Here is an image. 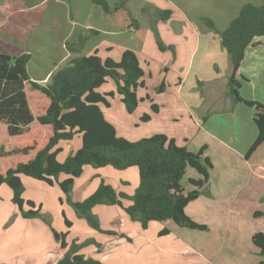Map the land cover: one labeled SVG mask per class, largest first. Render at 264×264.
Returning a JSON list of instances; mask_svg holds the SVG:
<instances>
[{"label":"crops","instance_id":"0c3cea01","mask_svg":"<svg viewBox=\"0 0 264 264\" xmlns=\"http://www.w3.org/2000/svg\"><path fill=\"white\" fill-rule=\"evenodd\" d=\"M8 1L11 0H0V9H6ZM18 1L21 3L19 5L21 7L37 9L45 0ZM83 2L81 4L79 0H58L59 4L75 9L77 13L86 17V24H84L81 32H76V27L73 32L71 30L65 36L64 41L70 40V46L64 43V48H67L64 55L65 59L70 60L73 57L98 52L103 58L111 57L118 61L126 49H132L139 57L145 73L143 80L146 85V76L152 74V67L156 64L161 74H165L161 80H167L170 83L169 88L166 87L161 94H166L167 103L171 100V103L176 106L168 103L171 107L168 124L171 123L175 127L171 131L157 133L167 134L174 138L179 145L186 146L193 152H198L205 147L204 156L209 157L213 165L209 179L201 189L202 193L186 207L188 216L205 225L207 230L188 229L177 225L172 220L159 221L160 223L157 225L150 222L148 227L144 229L140 221L132 220L126 211L119 209L115 213L117 217L108 216L110 226H118L114 230L119 233L110 241L108 239L111 236L107 237L108 241H105L103 248H99L101 252H94L93 255L86 256H92L106 264H158L162 259L159 258L160 255L165 254L167 256V254L175 252L173 245H185L190 248L191 246L196 247V254L194 255L200 256L199 262H195L198 264H230L229 257L236 261V264H260L264 260V255L259 256L257 254L258 249L253 247L255 246L253 235L257 232L264 233V216H256L255 214L256 212L264 213V206L258 204L264 196V142L247 158V152L259 133L254 120L255 108H249L243 103L234 105L233 99L229 95L226 98L222 97L221 90L210 87L209 84L216 79V76L209 79L204 78L201 67L204 65L207 52L211 51L213 43H216L217 39H213L209 34L197 33L196 44L191 47L188 37V34L191 33H186L187 27L189 28L191 25L184 21L183 17L180 18V13L174 9L164 25L161 22H158L157 26L154 25V28L158 29L160 33L162 31L161 36H158L160 33L156 30L158 38L160 37L161 47L155 40L154 32L150 33L147 28L143 27L139 20V14L135 12L137 14L135 15L132 10L142 9L144 11L145 5L149 2L154 3V0H129L127 8L110 9L109 11L95 9L96 6L100 5L94 3L93 0H83ZM16 3L12 4L15 5ZM174 5L177 4L174 2L173 7H175ZM178 8L184 9L180 6ZM128 9L132 11L129 12V15ZM97 10H101L98 11V17L102 19L101 21L97 17L95 18ZM161 21L163 20L161 19ZM74 23V25L79 24V22ZM132 23L136 27L133 32L137 34V39L131 38L125 41L122 38L119 42L110 37L118 36L121 33V28L122 31L127 30ZM61 28L58 27L60 30ZM91 32L98 35L99 32H104L109 35V38L102 39L91 45L90 50L85 51L81 47L84 42L89 41ZM148 41L150 48H147ZM255 41L258 44H251L246 50V56L238 70L237 79L241 82L239 92L242 97L257 100L264 104V36L256 37ZM92 49L93 51H91ZM223 50H225L223 52H227L224 46ZM196 58L194 74H196L197 82L204 78V84L209 86L206 88L192 86L186 89L184 87L186 80L190 78L191 62L193 66ZM228 58L231 65L225 67L222 78L229 84L233 66L230 57ZM218 73L221 78L220 71ZM168 75L172 76V80H168ZM30 77L39 83H43L45 80H49L50 73L44 78L36 79L31 75ZM107 83H110L111 88L106 90L102 85L98 91L101 93L116 92V82L113 84L108 78ZM184 89L187 91L184 92ZM141 92L138 89L140 98L147 95V93ZM230 92L232 93L231 88ZM117 96L115 94L113 98H110L111 105L109 107L101 104L106 118L113 124L114 122L108 118L104 109H110ZM222 99L226 101L224 104H222ZM153 100L155 101L154 98ZM117 101L122 103L120 95ZM152 103L155 102L152 101ZM152 103H149L150 107ZM156 104L159 105L160 109L155 112L154 116L150 114L152 120L155 116L158 118L163 109L161 104L158 102ZM149 106L147 105L144 113H149ZM178 124L180 125L179 128H177ZM217 164H220L221 167L217 168ZM189 168L181 181L185 192L195 188L190 183V178H202V175L195 168H193L195 171L189 170ZM131 173L136 177L138 176L135 171ZM25 176L27 175H22L25 186L28 184L37 186L36 184L39 183L29 179L30 176ZM65 177L68 178L69 175ZM235 178L237 180L240 178V181L230 183V180ZM5 184H0V264H55L66 253L69 242H67L66 248L60 246L58 236L61 232L55 231L56 235L54 236L47 224L41 219L24 217L13 201L12 188ZM39 187H42L41 183H39ZM26 192L27 189L25 188L24 196ZM72 194H76L79 200L82 199L80 192L76 189L72 190ZM25 198L35 201L36 204L38 202L34 197L25 196ZM41 206L44 207L45 202L42 201ZM93 209L99 218L106 215L107 210H111L105 204H97ZM49 214L51 215V213ZM66 216L72 219L68 210ZM52 219L54 220V218ZM163 229H168L169 232L161 235L160 231ZM122 234H127L132 239L121 238ZM222 243L228 248L225 249L224 255L218 256L222 254L218 253ZM131 244L137 246L136 251L130 254L127 250ZM123 247L126 249L124 250ZM232 251H235L236 255H231ZM212 254L216 255L218 259L216 262ZM194 261L188 259L180 263L191 264Z\"/></svg>","mask_w":264,"mask_h":264},{"label":"trees","instance_id":"16d2710c","mask_svg":"<svg viewBox=\"0 0 264 264\" xmlns=\"http://www.w3.org/2000/svg\"><path fill=\"white\" fill-rule=\"evenodd\" d=\"M128 1L119 0L115 9L127 8ZM93 2L106 11L110 10L108 0ZM171 13V10H165L163 16L167 18ZM204 21L210 28L218 30L214 20L204 18ZM219 32L233 66L229 84L234 100L256 110L254 120L259 133L248 151L249 156L264 142V104L241 96L237 74L248 46L258 44L255 38L264 36V4L244 3L238 16ZM30 59L28 52L14 55L0 51V123L7 132L3 140L0 134V184L7 183L12 188L13 201L25 217L36 216L40 211L33 208L34 201L23 197L22 175L54 184L60 173H66L70 176L59 181L62 191L95 227L100 223L93 208L97 204L108 203L122 205L132 219L141 222L144 229L152 221L165 220H172L181 227L207 228L186 213L187 205L201 194L213 167L209 157L204 156L205 147L198 152L190 151L165 133L129 140L118 135L117 128L101 108V104L109 107L110 98L116 93L121 96L129 113H133L144 98L151 100L148 94L142 98L138 96V89L146 87V84L144 70L134 50L126 49L118 61L111 57L103 58L98 52L73 57L45 84L31 79L28 71ZM108 78L116 81L117 90L101 93L98 88ZM165 88L166 83L163 82L158 91L163 92ZM152 109L158 112L159 105L152 103ZM150 119L149 113L141 116L143 121ZM78 135L82 145L60 161L58 154L62 148L59 143ZM86 165H110L120 170L135 166L140 183L134 194L129 195L124 192L118 194L112 185L101 182L93 194L79 200L76 194H72L73 183ZM189 167L195 168L202 178H190L195 188L185 192L181 181ZM122 198L130 199L131 203L125 206ZM25 202L32 208L24 210ZM255 214L264 215L262 212ZM66 223L71 225L68 219ZM109 232L115 233L113 230ZM168 232V229H163L160 233ZM61 235L62 246L65 247V233ZM121 238L132 239L127 234H122ZM253 242L264 255V233H255ZM103 246L101 244L99 248ZM55 264L106 263L74 250L66 252ZM260 264H264V260Z\"/></svg>","mask_w":264,"mask_h":264},{"label":"rangeland","instance_id":"374dc122","mask_svg":"<svg viewBox=\"0 0 264 264\" xmlns=\"http://www.w3.org/2000/svg\"><path fill=\"white\" fill-rule=\"evenodd\" d=\"M14 2L17 3L13 5L12 3ZM79 2L81 4L84 3L83 0H79ZM108 2L110 4V9L115 10V7L117 5L116 2H119V0H108ZM174 2L177 4L174 5L175 7H173ZM243 2H252L256 5L264 4V0H154L155 4L151 2L147 3L145 5L144 11L142 9L132 10L134 14L135 12L139 14V20L142 26L147 28L150 33L154 32L155 40L157 41L158 45L161 44V41L159 40L160 37L158 38V36H161L162 31L160 33L158 29L154 28V25L157 26L158 22H161V24L164 25L165 21L169 19V17L166 18L163 16L165 10L172 11L174 9H176L177 12L180 13V18L183 17V20L189 22V24L191 25L186 29V33H191L188 34L189 45H191V47L196 44L195 41L196 38H198L197 33L201 35L209 34V36L211 35L210 37H213V39H217V42L213 43L211 51H209V53L207 52V57H205L204 65L201 67V69L203 70V75L205 76L204 78L209 79L212 76H216V79L212 80V83L209 84L211 85L210 87L212 89L217 88L221 90L222 97L226 98V96L229 95L233 99L235 105L238 103H236L234 100V94L231 92L229 93L231 87L229 86L228 82H225V79L222 78L225 67H228L231 64L228 58L229 55L227 54V52H223L225 50H223V44L220 40L221 35L219 31L226 29L229 26L231 20L238 16L244 4ZM6 4V9H0V50L9 52L14 55L21 54L23 52L30 53L31 59L28 62V71L30 75L33 76V78L37 79L44 78L48 75V73H50L49 80H45V82L40 83L45 84L47 82H50L52 74H54L57 70L65 67L69 62V60L65 59L64 57L67 52V48H64V43L70 46V40L67 42L64 41L65 36L71 30L73 32L76 27V32L82 31L84 24H86L85 15L77 13L75 9L64 7L62 4L58 3V0H45L37 9H26L23 6L21 7L19 6L21 5V3H19L18 0H11ZM178 6L184 9H179ZM95 9H103V7L96 6ZM98 11L101 10L96 11L95 18L97 17L101 21L102 19L98 17ZM129 12L131 13L132 11L128 9V15ZM204 18H210L214 20L218 30L210 28L204 21ZM161 19L163 21H161ZM73 21L79 22V24L74 25L75 23ZM129 26L127 30L124 31H122L121 28V33L118 36L110 37H113L115 41L119 42L120 40H122V38L125 41H128L131 38L137 39V34L130 30ZM58 27H62L61 30L58 29ZM156 30L160 33L158 36ZM91 33L92 34L89 41L84 42L81 47L85 51L90 50L91 45H94L102 39L109 38V35L104 32H99V35L93 32ZM149 41L147 44V48H150ZM91 51H93V49ZM196 60L197 58L195 59L193 66L191 62L189 70L190 78L189 80H186L184 87L186 89L192 86H203V88L209 86L204 84V78L198 80L200 83L197 82L196 74H194L196 71ZM210 60L212 61L210 62ZM151 71L152 74H148L146 76V87L139 89L142 92L147 93L150 96L151 100L144 98L142 101H140L137 109L133 113H129L126 110L124 103L117 101L119 94L116 93V95L118 96L115 101L113 100L112 107L110 109H104L108 118L114 122L118 134L130 140H133L135 138V140H138L143 137L151 136L157 132L171 131L173 127H175L171 123L168 124L170 121L169 115L171 112V107L169 106V104L172 101L169 100L168 104L166 94H161L162 92L158 91L159 85L163 81L161 79L165 74H161L156 64L153 65ZM219 71L221 73V78L218 76ZM193 77H195L196 79H194ZM110 80L113 84L116 82L112 78H110ZM168 80H172L171 75H168ZM163 82H165L166 87L169 88L170 83L167 80ZM103 87L104 89L108 90L109 88H111V85L110 83L106 82L105 84H103ZM186 89H184V92L187 91ZM151 96L155 99V101ZM222 100V104H224L226 101L224 99ZM152 101L155 103L158 102L163 106L160 116L158 118L157 116H155L153 120L150 119L149 121L141 120L140 116L144 112H146L147 105L149 106V103L151 104ZM243 104L249 108H254L253 106H249L245 103ZM171 105L176 107L174 103H171ZM149 114L153 116L156 114L152 109V106L149 109ZM179 127L180 125L178 124L177 128ZM0 131H2L0 132V134L3 135V140L7 132L5 130V126H3L2 123H0ZM81 145L82 141L79 135L72 140H62L58 145L62 148L58 154V159L60 161H64L68 155L75 152ZM254 152L255 151H253V153ZM251 154L249 156L246 155L247 158L250 157ZM246 164L249 165L248 163ZM216 166L217 168L221 167L220 164H217ZM211 169L212 167L210 168V170ZM189 170L195 171L193 168H189ZM132 171L137 172L138 176H134V174L131 173ZM68 175L66 173H60L54 184H48L43 180L25 176L29 179L38 181L42 185V187H39V183H37V186L31 184L25 186V183L23 182L24 190L25 188L27 189L25 196L36 198L38 202L36 204V202L34 201L35 206L33 208H39L40 211L38 215L31 217L29 216V218L41 219L47 224V227L52 231L54 236L56 235L55 231H59L61 232V234L65 233V241L66 243L69 242V246L68 244L65 246V248L68 246L66 252L75 250V252L77 253L84 254L85 256H90L93 255L94 252H101L99 246L101 244L104 245L105 241H110L117 233H119L114 230L118 228V226H110L108 216H112V218H114L115 216L117 217V215H115L117 210L123 209L125 211V209L122 205L117 204L115 206L114 204L107 203L105 204L106 207H110L111 210H107L108 212L106 213V215H102L100 218L97 214H95L93 209V213L97 217L98 223H100L99 227L93 226L85 216L81 215L77 211L75 206L69 200V196L61 190L59 181L66 178L65 176ZM239 181L240 178H238V180L237 178H235L230 180V183H236ZM101 182L112 185L118 194L120 192H124L126 194L133 195L140 183L139 171L135 166L120 170L110 165H86L84 167L83 173L80 176L75 177L72 190L74 191L76 189L77 191H79L82 198L81 200H85L97 190L96 188H98ZM5 185L7 186L8 184L6 183ZM25 196L23 194L24 198ZM25 200L27 199L25 198ZM42 201L45 202L44 207L41 206ZM122 201L125 206L131 203V200L128 198H122ZM258 204L264 206V196L262 197V199H260ZM24 208V210H29L32 207L27 204V202H25ZM18 209H20L19 206ZM67 210L69 214L71 213L72 219L66 216ZM49 213H51V215ZM52 218H54V220ZM66 219L71 221V225H68L66 223ZM78 220H81L83 222H80ZM152 222L154 223V225L160 223L159 221ZM187 228L195 229L189 227ZM109 230H114L116 234L109 232ZM76 233L79 234L75 235ZM61 234H59L58 236L60 239V246H62ZM108 236H111V238L107 240ZM136 246V244H131L127 251L130 254L134 253L136 251ZM173 247V249H175V252L173 251L171 252V254H167V256H165V254L160 255L159 258L162 259L158 264H182L180 262L186 261L188 259L195 260L194 263L191 264H198L195 262H199L200 256L194 255L196 254L195 246H191L190 248L185 245H173ZM253 247L258 249L257 254L261 256L262 254L260 253L259 248L256 245ZM226 248L228 247L224 243H222L221 247H219L218 249V253L220 252L222 254L218 256L224 255ZM123 249L125 250L126 248L123 247ZM231 255H236L235 251H232ZM212 256L216 262V260H218L216 255L212 254ZM229 261L230 264H236V261L231 260L230 257Z\"/></svg>","mask_w":264,"mask_h":264},{"label":"built area","instance_id":"2783aa9c","mask_svg":"<svg viewBox=\"0 0 264 264\" xmlns=\"http://www.w3.org/2000/svg\"><path fill=\"white\" fill-rule=\"evenodd\" d=\"M130 28V30H132V31H134L135 29H136V27H135V25L132 23V24H130V26H129Z\"/></svg>","mask_w":264,"mask_h":264}]
</instances>
